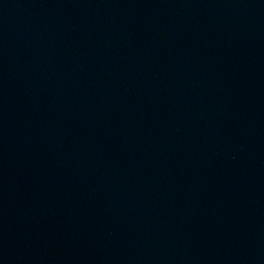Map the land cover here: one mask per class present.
Instances as JSON below:
<instances>
[{"label":"water","instance_id":"water-1","mask_svg":"<svg viewBox=\"0 0 264 264\" xmlns=\"http://www.w3.org/2000/svg\"><path fill=\"white\" fill-rule=\"evenodd\" d=\"M0 264H264V0H0Z\"/></svg>","mask_w":264,"mask_h":264}]
</instances>
